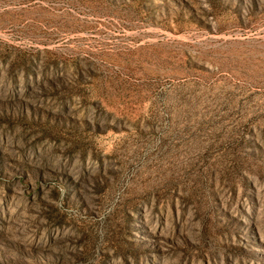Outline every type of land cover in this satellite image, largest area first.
Returning a JSON list of instances; mask_svg holds the SVG:
<instances>
[{
    "label": "rangeland",
    "instance_id": "rangeland-1",
    "mask_svg": "<svg viewBox=\"0 0 264 264\" xmlns=\"http://www.w3.org/2000/svg\"><path fill=\"white\" fill-rule=\"evenodd\" d=\"M0 264H264V0H0Z\"/></svg>",
    "mask_w": 264,
    "mask_h": 264
}]
</instances>
